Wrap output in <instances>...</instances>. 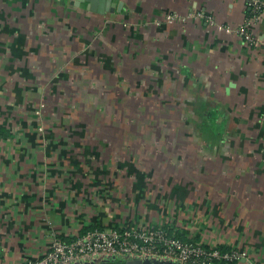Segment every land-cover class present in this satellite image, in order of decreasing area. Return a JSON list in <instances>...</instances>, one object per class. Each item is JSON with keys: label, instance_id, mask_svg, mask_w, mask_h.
I'll list each match as a JSON object with an SVG mask.
<instances>
[{"label": "crops", "instance_id": "0c3cea01", "mask_svg": "<svg viewBox=\"0 0 264 264\" xmlns=\"http://www.w3.org/2000/svg\"><path fill=\"white\" fill-rule=\"evenodd\" d=\"M113 1L104 12L116 10ZM87 3L0 0V264L42 256L54 237L69 242L94 229L158 225L171 236L239 250L243 255L233 264H264V171L241 178V169L219 170L233 179L212 180L227 187L214 190L194 175L155 176V170L132 163L129 138L113 142L82 129L66 79L88 74L84 69L98 55L87 53L83 39L69 41L61 19L82 8L101 14ZM121 3L129 13L124 34L128 41L137 33L145 38L148 51L141 54L144 62L150 58L157 79H168L174 72L167 67L175 66L172 79L180 81L183 94H203L207 105L227 106V112L249 111L252 125L263 121L264 12L249 20L256 41L248 44L234 31L247 18L246 0ZM176 11L201 12L215 24L204 17L170 24L162 19ZM122 258L92 264H125Z\"/></svg>", "mask_w": 264, "mask_h": 264}, {"label": "rangeland", "instance_id": "374dc122", "mask_svg": "<svg viewBox=\"0 0 264 264\" xmlns=\"http://www.w3.org/2000/svg\"><path fill=\"white\" fill-rule=\"evenodd\" d=\"M113 2H117L116 10H106L104 15L92 16L82 8L67 11L61 19V30H66L69 41L83 39L89 42L87 53L98 55L95 65L90 67L88 62L89 68L84 69L88 74L75 75L64 84L70 86L69 99L76 107L73 112L86 134L112 137L113 142L129 138L131 161L137 167L155 170V176L167 179L174 175L177 179V172L185 174L180 179L194 175L197 183L214 190L224 189L225 182L215 185L212 180L222 178L230 183L233 179L228 172L220 176L219 170L235 173L241 169V178L264 171V136L259 135L264 132V117L252 125L249 111L227 112V106L222 110L207 105L203 94L189 96L190 90L183 94L180 81L172 79L177 75L175 66L167 67L175 75L169 70L168 79H157L150 58L144 62L141 54L148 51L149 44L138 33L128 41L123 25L127 24L124 15L129 13L121 7V0ZM101 66L104 72H100ZM96 121L102 122L101 127L96 123L97 129Z\"/></svg>", "mask_w": 264, "mask_h": 264}, {"label": "built area", "instance_id": "2783aa9c", "mask_svg": "<svg viewBox=\"0 0 264 264\" xmlns=\"http://www.w3.org/2000/svg\"><path fill=\"white\" fill-rule=\"evenodd\" d=\"M251 16L234 31L248 44L256 41L248 29L249 20L256 19L264 12V0H246ZM191 17H204L210 24H215L210 15L201 12L180 15L168 13L165 21L172 23L175 20L185 21ZM218 29L228 26L216 25ZM44 104H40L35 113L41 115ZM43 130L42 125L38 127ZM243 255L237 249L221 250L216 246H206L199 241H182L173 237L161 226L153 227H113L107 230L94 229L85 232L67 242L54 237L48 250L37 258H28L25 264H72L92 257L122 256L129 259L154 257L178 261L182 264H223L237 261Z\"/></svg>", "mask_w": 264, "mask_h": 264}, {"label": "water", "instance_id": "95a60500", "mask_svg": "<svg viewBox=\"0 0 264 264\" xmlns=\"http://www.w3.org/2000/svg\"><path fill=\"white\" fill-rule=\"evenodd\" d=\"M88 3L87 8L97 11V12H104V10L108 9L110 5V0H86ZM114 259H120V256H115V257H92L88 258L86 260L89 261H84L83 264H92L94 262H99V261H109V260H114ZM85 260V259H84ZM73 264H80V262H74ZM125 264H182L178 261H173L169 259H161V258H154V257H146L142 259H127L125 261Z\"/></svg>", "mask_w": 264, "mask_h": 264}, {"label": "trees", "instance_id": "16d2710c", "mask_svg": "<svg viewBox=\"0 0 264 264\" xmlns=\"http://www.w3.org/2000/svg\"><path fill=\"white\" fill-rule=\"evenodd\" d=\"M251 16V13H250V10H248V12H247V16L246 17H250ZM167 232H168V234H170L169 232V230L167 229L166 230ZM173 237H176V238H179V239H181L182 241H190V240H188V239H186L185 237H183V236H181V235H172ZM217 248H219V249H221V250H224V249H222V247H217ZM126 259H128L127 257H125V258H122L121 259V261L122 262H124ZM234 262H236V261H234ZM234 262H231V263H223V264H233Z\"/></svg>", "mask_w": 264, "mask_h": 264}]
</instances>
